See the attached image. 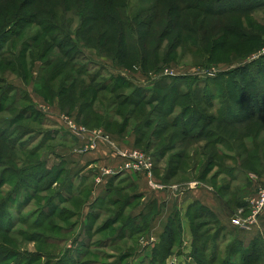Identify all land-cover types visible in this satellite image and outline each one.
I'll use <instances>...</instances> for the list:
<instances>
[{"label": "rangeland", "instance_id": "obj_1", "mask_svg": "<svg viewBox=\"0 0 264 264\" xmlns=\"http://www.w3.org/2000/svg\"><path fill=\"white\" fill-rule=\"evenodd\" d=\"M23 1L20 0V3H23ZM255 1L128 0V5H123L120 12L127 17H131L134 22V19H137L133 27L137 35L133 38L132 43L135 47L141 45V49H137V53L146 52L149 55L153 54L154 57L149 60L150 65L155 59L160 61L159 66L153 69V71L151 68L143 66V61L138 55L134 58L138 59L141 64L129 65L127 62L128 58L119 61L113 57L117 55L114 50V45L102 44L97 41L94 45L89 46L86 44L89 37L85 38L86 40H83L84 42H79V38L76 37L77 29L81 21L76 11H69L68 17L66 16L67 20L64 19V22L71 24L69 29L73 33L77 46V50L73 53V56L77 57V59L72 63V67H75L76 71L84 70L89 72L84 76H79L77 86H81V88L77 87L74 89V102L68 104L60 89L63 84L64 86L71 85L70 93L74 85L67 81L66 76L55 80L50 87H47L45 84L43 85V80L40 85L38 84L40 76L46 79L48 73L56 66V61H52L51 59H48V61H40L38 55L30 61L27 56L23 60L24 63L20 62L21 70L19 71L15 68L9 75H5L7 69L0 63V73L1 75L4 74L6 81H8L5 85L0 83V99L4 93V91L1 92V89H6L10 86L18 89L16 92H12L11 100L5 101L4 111L0 113V128L4 129V135L1 138L6 152V156L4 157L6 164L0 167V183L2 182V189L5 194L9 195L11 192H16L17 194L16 200H11L13 229L9 234L1 233L0 244H4L8 250L11 248L14 249L15 253L20 254L17 260L11 258L6 261L7 264H142L146 259L145 257H151L153 247L157 243V241H151V236H154L151 232V227L148 230L149 238L148 236L142 235L141 238L136 237L133 240L120 239L117 241H114L113 235L117 233L118 229L108 239L109 234L95 236V229H91L98 228V226H95L94 222L89 221V227H86L84 213L86 215L90 210V205L95 202L92 199V193L95 189L93 185L95 182H93L91 177L86 178V182L84 183H80L79 181L74 183L78 190L80 189L85 192V196L75 198L72 202H68V198L63 199L69 193V184L65 183L68 174H70L69 170H64L65 172L56 184L57 188L55 190L47 191L50 185H52L51 183L60 176L61 168L66 167V163L57 162L54 159L56 153L60 151L67 154L77 153L78 155L73 158L79 161V164L84 165L90 159L88 158L90 153H84L85 150L102 144L100 140H103L101 141L103 143H108V139L120 141L117 143L120 147L117 146L119 149L116 152L119 156L123 157L122 155L127 154L122 150L131 149L130 144L132 142L130 143L129 141L134 139L132 144L134 152L141 153L151 163L150 170H148L151 174L149 178L159 184L158 186H176L179 190H184V187L189 182L191 184L195 182L197 185L201 184L209 188L216 197L217 195L211 185L215 188L226 186L229 190L227 194H224L226 198L229 197L232 202H237L238 200L244 201L249 206L250 201L255 197L257 192L264 188V176L259 177L251 173L243 174L239 168L237 152L240 153L242 151L243 145L247 143L251 144L250 139H243L241 142H238L236 138H230L232 134H225L232 141V145H230V148L234 151L232 153L228 150L224 132L216 130L218 131L216 133L212 127L205 130L204 134L209 133L211 135L207 139L199 138L183 143L184 139L179 130H167L165 132L162 130L164 126H168L167 120L170 119L172 121L174 118L176 119V116L181 112L180 108H176V116H169V118L167 116L164 119L161 116L162 108L159 103H153L151 106H146L145 103L154 99H151V97L157 96L155 89L157 82L159 84L160 80L169 77L177 78V83L184 81L186 84H184V89L187 91L193 78H198L199 82L197 83V87L198 89H202L206 86L207 82L218 76H223L222 83L225 80L228 82L231 81L234 78L233 72L240 71L244 67L251 66L250 71L247 70L248 73L256 75L255 73L258 67L254 66L253 63L263 61L262 63L264 64V4L262 5L260 3L258 6L256 4L252 5ZM259 1L262 2L264 0ZM241 3L246 6L252 5L253 8L246 9L242 13L227 11L220 13L214 11L219 7L225 9L232 7L234 4L240 5ZM185 4H188V6H196L198 4L199 7H208V12H213L217 15H204L205 13L202 10L199 11L198 9L190 7L184 8ZM204 9L207 10V8ZM181 10H189L187 13L197 16V21L199 22L198 24L194 19L189 21V24H187L188 29L182 33L183 37L181 41L174 42L177 39L174 41L170 39V36L165 33V27L155 28V31L149 37H141L138 25L140 22L149 18L150 15H156L159 19L156 27L162 24L164 17H168V14H172L170 20L176 25L179 23L175 22L174 19L179 14H182ZM37 19L34 18L32 21ZM166 20L163 22L164 26ZM203 22H206L204 24L206 27L209 26L207 30H205V26H203L205 28H201ZM179 25L183 26V24ZM230 26L239 27L242 30L250 31L259 36L253 37L251 41L246 42H244V39L241 41L236 40L235 37L230 35ZM191 29L199 31L200 34H203V31L205 34L206 31H209L210 36L224 32H228V34H225L222 39H215L216 51H214L213 58L204 60L203 56L199 58L198 53L189 50V48H198L201 44L197 36L193 35L194 32L193 34L190 33L192 31ZM179 32L176 29L173 36H178ZM39 35L40 31L35 25L29 28L27 32H24V35H21L19 39L9 40L6 35V37L4 36V40L1 38L0 51L3 49V53H9L11 45L21 46L25 42L29 43L24 41L26 36L28 38L35 37L39 39ZM45 37L47 36H42L39 43H42ZM93 42L91 41V43ZM177 45L181 46L178 47ZM202 46L204 45L201 44ZM157 47L160 49H156ZM172 47H177V49L170 51ZM131 60L132 63H135L134 59ZM47 64L50 65L47 66ZM262 73L264 74L263 71ZM228 74H230V77L227 76ZM95 79L97 80L96 83H94ZM82 84L92 87L100 84H109V89L116 92L113 96L115 99L113 98L111 103H108L107 100L103 103V106L109 111L103 112L101 114L102 117L97 114L95 116L97 123L94 126L84 125L85 113L90 111V109L86 110L85 107L86 104L94 102L93 108L98 111L99 102L90 100L92 94L91 96L89 92L85 94ZM208 84L211 85V83ZM257 85L260 87L255 86L258 88V93L255 96L264 95V75L263 77L257 76ZM179 98V102L185 104H189V100L191 102L195 101L201 107L200 111L206 116L212 115L213 117V115H217L219 117L217 114L218 111L207 107V101L200 94H197V97L192 95L186 97L184 95L183 97L179 96ZM218 99L220 102L224 99V92L217 95V102ZM15 101L17 104L11 110H8ZM115 102L118 105L117 107L114 106ZM257 104V101H253L251 110H255L260 114V109L255 106ZM122 105L124 107L120 108ZM113 109H118L119 111ZM115 113H121L122 116ZM131 113L135 114L133 125L129 121L131 119ZM98 116L106 120V126H102V122ZM147 118L153 124L150 129H147V135L141 140L142 142L135 146L138 133H135L134 125H137V123L145 125ZM180 123H184L183 120H180ZM202 124L204 123L200 121L199 128ZM175 133L177 134V138L170 142L168 137ZM242 133H244V136L250 134L246 130ZM5 134L7 136L12 135V137L8 138ZM154 135L157 136L153 140L162 142V147L170 146L168 148L170 150L169 154L165 152L161 155L164 156L167 154L166 159H163V161H159L161 156H158L161 148L154 147V149L149 150L150 146L147 140L154 137ZM89 137L92 140L89 142L90 144L87 141L85 142V139H89ZM260 138L263 141L264 135H261ZM11 141L16 144L17 150H12L11 147L5 146ZM215 141L218 144L214 147L219 151L220 156L212 158L208 153L213 148L209 146L205 149V143L209 144ZM79 142L82 143L81 147ZM93 142H95L94 145ZM33 151H37L34 156L32 155ZM195 152L197 155L194 154ZM175 153H180L184 159L179 160L182 168H179V170H181L182 175L177 179H173L171 182L162 183L163 176L165 177L170 170L168 164L170 162L169 159L173 158ZM209 158L212 160H209ZM45 161H47V165H45ZM55 164L59 165L58 169L54 168L53 165ZM247 164L253 168V163L250 162ZM91 168L88 167L90 173L92 171ZM123 170L132 169L126 166ZM205 172L208 173L204 177L203 173L205 174ZM261 172L263 173L264 171ZM184 174L186 176H183ZM121 175L124 174H118L116 177L119 178ZM215 175L217 176L212 183L211 180ZM202 178H204L203 181ZM55 191H63V195L61 194L63 198L56 199ZM121 193L129 195L128 191ZM144 193L147 196L149 195V193ZM94 199H96L95 196ZM217 199L220 201L218 197ZM69 200H72V198ZM140 203L141 198L135 199L133 205L126 210V214L140 206ZM168 203L172 204L171 201L163 204L168 205ZM163 204L162 206H164ZM220 204L228 216V222L226 224L221 221L223 223L221 225L224 226L223 232L220 231V226L216 224V219L202 209H200V211H203L202 219L196 220L193 225L196 228L197 224L202 225L199 229L202 235L200 242L203 243L206 238L210 239L211 242L208 250H211L213 246L217 247V244H219L222 248L221 254L224 252L226 255L235 246L241 253H244L255 239L262 241L264 246V221L250 231H242L240 228L231 224V219L238 215L235 205H233V208H236L234 211L229 207L228 211L224 203L220 201ZM118 209L108 207L103 211L101 210L99 213H102V217L98 225L100 224L99 226H102L104 221L112 217L113 213ZM198 209L196 208L195 211ZM54 213L56 215L53 217L52 215ZM71 214H74L75 217L71 216ZM262 220H264V216ZM77 222L80 225L75 229L73 226ZM219 231L221 232L220 238L213 241V236ZM184 244L185 242L183 243V248L181 245H177L179 247H176L175 255L168 259L166 264H194L190 258L194 249L193 242L191 247H188L189 244L186 246ZM186 248H191V251L188 253L184 250ZM126 254L128 256L123 257ZM211 255H216V253L212 252L210 253ZM218 255L221 257L220 254Z\"/></svg>", "mask_w": 264, "mask_h": 264}, {"label": "trees", "instance_id": "obj_2", "mask_svg": "<svg viewBox=\"0 0 264 264\" xmlns=\"http://www.w3.org/2000/svg\"><path fill=\"white\" fill-rule=\"evenodd\" d=\"M128 3V0H24L23 3H20V0H0V42L2 41L1 38L4 40V36L6 37V35L9 40L19 39L21 35H24V32H27V30L29 28H32V26L34 25L37 26L38 30L40 31V38H42V36L44 35L47 36L45 37V39H43L42 43H39L40 38H28V36H26L24 41H27L29 43L25 42L21 46L11 45L9 48L10 52L6 54L3 53L2 49L0 51V63L7 69L5 75H9V73L13 72L15 68L20 71V65L21 63H24L23 60L27 56L30 61H32V59H35L37 55L40 61H48V59H51L52 61H56V66L48 73L46 79L41 78L40 76L38 84L40 85L41 81L43 80V85L45 84L47 85V87H50L55 80L66 76L67 81L69 83L71 82L74 86L72 87L69 93L71 85L64 86L63 84L60 91L62 95L65 96L67 104L74 102L75 94L73 93V91L77 87L81 88V86H77L79 83V81L77 80L79 76H84L85 74H88L89 71H76L75 67H72V63L77 59V57L73 56V53L77 50V46L73 37V33L71 29H69L71 24H67V22H64L66 16L68 17L69 15V11H76V13L79 15V20L81 21V23L79 24V28L77 29L76 37L79 38V42H84L83 40H86L85 38L89 37L88 42H86V44L89 46L94 45V43H96L97 41L98 43L102 44L114 45V50L117 55L113 57H115L119 61H123L125 58H128L127 62L129 63V65L141 64L138 59L134 58L138 55L143 61V66L149 67L153 71V69L159 66L160 61L158 59H155L150 65L149 60L154 57L153 54L149 55L146 52L137 53V49H141V45L135 47V45L132 43L133 38L137 35V32L133 29V27L135 26V22H137V19H134V22L131 17H127L126 15L120 12L122 6L125 4L128 5ZM260 3L263 5L264 1L260 2L259 0H256L252 5L256 4L258 6L260 5ZM252 5L246 6L243 3H241L240 5L234 4L232 7H228L225 9L219 7L214 11L220 13L224 11L242 13L246 9L248 10L250 8H253ZM189 7L198 9L199 11L202 10V12L205 13L204 15L207 16L217 15L216 13L208 12V7H199L198 4L196 6H188V4H185L184 8ZM204 8H207V10H205ZM181 11L182 14H179L174 19V21L179 24H183V26H180L179 24L175 25V23L170 20V16L172 14H168V17H164L162 24L156 27V23L159 19L156 17V15H150L149 18L140 22L138 25L141 37H149L152 35L151 33L155 31V28L165 27V33L170 36V39H172L173 41L177 39L174 42L181 41L183 37L182 33L187 31V24H189V21L191 19L197 21V16L187 13V11L189 10ZM34 18L38 19L32 21V19ZM165 19L167 20L164 26L163 22L165 21ZM204 24H206V22H203L201 28L206 27V25ZM208 28L209 26H207L205 30H207ZM176 29H178L180 32L178 36L175 35L174 37L173 34H175ZM191 30L192 31H190V33L193 34L194 32L193 35L197 36L199 42L204 46L201 47L200 44V47L189 48V50L193 51L194 53H198L199 58L200 56H203L204 60H206L207 58H213L214 51H216L215 39H222L224 38L225 34H228V32H224L216 33V35L210 36L209 31H206V34L204 31L203 34H200L199 31H194L193 29ZM229 31L230 35L232 37H235L236 40L241 41L244 39V42L251 41L253 37L259 36L258 34H254L250 31L242 30L239 27L230 26ZM91 41L94 42L91 43ZM180 46L181 45H179L178 47ZM156 49L160 48L157 47ZM175 49H177V47H172L170 51H175ZM131 59H134L135 63H132ZM262 62L263 61H256L255 63H253L254 66L258 67L255 74L259 77H263L264 75L262 73V71L264 72V64ZM49 65L50 64H47V66ZM250 69L251 66L244 67L240 71L233 72L234 78L229 82L225 80L222 83L223 76H218L215 79L207 82L206 86L202 89H198L197 87V83L199 82L198 78H193L191 80V85H189V87L187 88V91L184 89V86L186 85L184 81L177 83L178 79L175 77L162 79L160 80L159 84L157 82V86L155 88L157 91V96L151 97V99H154L149 102H146L145 105L151 106L153 103H159L162 108L161 116L164 119L167 116L168 118L169 116H176V108H180L181 112L176 116V119L174 118L172 121H170V119L167 120L168 126H164L162 130L164 132L167 130H179L181 132L179 133L184 139L183 143H185V141H193L199 138L207 139L211 135L209 133L204 134L205 130L212 127L214 128L216 133H218V131L216 130H221L224 132V135L227 133L232 134L230 138H236L238 142H241L243 139H250L251 144L247 143L243 145L242 151H240V153L237 152L239 168L243 174L251 173L259 177H263L264 172L262 173L261 171H264V140L262 141L260 137L261 135H264V95L255 96L258 93V88L255 87L258 86L257 76L248 73L247 70L250 71ZM5 75H1L0 73V83L4 85L8 83V81H6V78L4 77ZM227 76L230 77V74H228ZM96 82L97 80L95 79L94 83ZM208 83H211V85ZM83 87L85 94H87V92L90 93V96L92 94L90 100L100 103H98V111L93 108L94 102L86 104L85 107L86 110L90 109V111L88 113H85V121H83L84 125L94 126L97 123V119L95 116L99 114L102 117L101 114L103 112L109 111L103 106V103L106 102V100L108 101V103H111L114 98L113 96L116 94V92L114 90L109 89V84H100L95 87H92L90 85H83ZM17 90L18 89L14 86H10L6 89H1V92L4 91V93L2 94L0 99V113L4 111L5 101L11 100L12 92H16ZM222 92H224V99L221 102L218 99L217 102V95L221 94ZM197 94H200L205 98L204 100L207 101V107L218 111L217 114L219 115V117L217 115H213V117L212 115H204V113L200 111L201 107L197 103H195V101L191 102L189 100V104L179 102V96L183 97L185 95L186 97H188L192 95L197 97ZM253 101H257L258 104L255 106L260 109V114H258V112H256L255 110H251V105ZM16 104V101L13 102L12 107L8 108V110H11V108H13V106H15ZM114 106H118L116 102ZM123 107L124 105H122L120 108ZM113 110L119 111L118 109ZM115 114L122 116L121 113ZM134 115L135 114L131 113V119H129V121L132 122V125L134 124ZM101 117L98 116V118H100V121L102 122V126H106V120ZM140 117L142 116L140 115ZM180 120H183L184 123H180ZM200 121H202L204 124H202L199 128ZM152 124L153 123H150L147 118L145 125H142V123H137V125H134V130H136L135 133H138L137 139L135 141V146L142 142L141 140H143V138L147 135V129H150ZM241 129L243 131H249L250 134L244 136V133H242L243 131ZM3 130V128H0V167L6 164L4 162V160H6L4 158L6 156V152L4 150V143L1 138L4 135ZM155 136L157 135H154V137H151L147 140V143L150 146L149 150L154 149V147L161 148V152L158 155L159 157L162 155V153L165 152L169 154L170 150H168V148L170 146H167L165 148L162 147V142L153 140ZM7 137L11 138L12 135H8ZM176 138V133L168 137L170 142H172ZM226 142L228 150L233 153V149L230 148V145H232V141L228 137H226ZM205 144V149H207L209 146L213 148L208 153L210 154V157L215 158L220 156L219 151L214 147L218 144V142L215 141L210 142L209 144ZM5 146L11 147L12 150H17L16 144L13 141H11L8 145ZM36 152L33 151L32 155L34 156ZM167 154L161 156L159 161H163V159H166ZM194 154L197 155L196 152ZM181 159H183V157L180 153H175L173 155V158L169 159L170 162H168V164L170 166V170L168 174L165 175V177L163 176V181H161L162 183L171 182L173 181V179H177L179 176L182 175L181 170H179V168H181V163L179 162V160ZM209 160L212 159L209 158ZM250 162L254 164L253 168L247 164ZM45 165H47L46 161ZM58 166L59 165H55L54 168L58 169ZM64 170H66L65 167L61 168L60 176L57 177V179L51 183L52 185H50V188L47 191L53 189L55 190L57 188L56 184L60 180L62 174L65 172ZM207 173H203L204 177L207 175ZM183 176H186V174H184ZM216 176L217 175H215L212 180L210 179L212 183ZM203 179L204 178H202V181ZM65 183L69 184V193L67 194L68 196L63 198L61 196V194L63 195V191H55L56 199L68 198L67 201L72 202L75 198L85 196V192L83 190H78V188L75 187L74 183L76 182L74 181V178L70 176V174H68ZM2 186L3 185L1 182L0 235H2L1 233L9 234L13 229V220L11 219V200H16L17 197L16 192H11L9 193V195L5 194V192H3ZM211 186L213 187V190L219 200L224 203V206L227 210L228 207L232 208L233 211L237 208L236 213L239 210H244V213H247L248 203H244V201L240 200H238L237 202H232L230 201L229 197H225L224 194H227L229 192L226 186H221L219 188H215L213 185ZM121 189L122 187L119 188L118 185L113 188H108L104 195L106 199L101 201H95L90 205V210L87 212V214L85 215L84 213V222L85 224H87V228L89 227V221L94 222V225L98 226V228L91 229H95V236L109 234L108 239H110L111 235L114 234L117 229V233L113 235L114 241L120 239L133 240L136 237L141 238L142 235H148V230H150L152 221L157 213L155 209V204L153 205V203H151L147 207V209L145 208V211L139 216L131 217L130 212H127L128 214H126V210H128V208L133 205L135 197L122 194ZM71 198L72 200H69ZM233 205H235L236 208H233ZM108 207L119 209L116 211L117 213H113L112 217H109L107 221H104L102 226H99L100 224L98 225V222L102 217V213L99 212H101V210H105ZM196 208L199 209L195 211ZM200 209L208 212L209 215L213 216L216 219L215 222L217 225L220 226L221 232H223L224 228V226L221 225L222 223L217 218V216L210 209L203 207L199 202H194L189 207L188 212L186 213V217L190 222L193 237L194 249L190 258L194 262V264H264V246L262 241H259L258 239L253 240L244 253H241V251H239L235 246L231 248L226 255L224 252L221 254L222 248L219 246V244H217V247L213 246L211 250H208V246L211 240L206 238L203 243L200 242L202 239V235L199 232V229L202 227V225L197 224V228L195 226L193 227L194 222L196 220H200V218L202 219L201 216L203 215V211H200ZM55 215L56 214L54 213L52 216L54 217ZM71 216L75 217L74 214H71ZM263 216L261 217V219L263 218ZM79 225L80 224L78 222L74 223L73 228L76 229L79 227ZM220 231L213 236V241H216L220 238ZM182 233V215L179 211H174L169 217V220L164 229V232L160 237L159 242L156 243L153 247L151 257H145L146 259L142 262V264H166L168 259L175 255V249L179 247L177 245L182 246ZM126 235L128 236L126 237ZM222 243L224 244V242ZM212 252L216 253V255L210 256V253ZM218 254H220L221 257ZM18 256H20V254L15 253L14 249L10 248V250H8V248L4 246V244H0V264H7L6 261L11 258H15V260H17ZM127 256V254L123 255V257Z\"/></svg>", "mask_w": 264, "mask_h": 264}, {"label": "crops", "instance_id": "obj_3", "mask_svg": "<svg viewBox=\"0 0 264 264\" xmlns=\"http://www.w3.org/2000/svg\"><path fill=\"white\" fill-rule=\"evenodd\" d=\"M84 139V138H83ZM89 140V141H88ZM108 143H103L100 140V145L96 147H91V149L87 148L84 153H90L88 162L84 165L79 164V161H76L75 158L77 153H62L61 151L59 153H56V156L54 159L57 162H64L66 163V170L70 171V175L72 178H74V181L77 183L78 181L80 183L86 182V178L91 177L93 179L94 183V191L92 193V199L94 201L98 200H104L106 197H104L106 191L108 188L116 187L117 185L119 188L122 187V192H129V196L137 198H141V209L140 206H138V210L132 209L130 212L131 217H136L141 214V212L145 208L149 206L148 204L153 203L155 204V209L157 211L152 224H151V232L154 236H151V241H158L160 240V237L162 233L164 232V229L167 225V222L169 220V217L173 213V211H179L182 215V219L184 221V228H183V243L185 242L184 246L189 244L188 247H191L193 242L190 222L188 218L186 217V213L188 212L189 207L194 202H199L204 207L210 209L217 218L222 221L224 224L228 222V216L226 215V212L222 205L220 204V201H218L215 194L206 186H203L201 184H195L193 182H189L186 187H184V190H179L176 186H158L154 180H150V172L148 170H142V171H132V170H123L126 166L130 164V161L128 158H124L119 156V154L116 152L118 151L119 146L117 143L120 141H115L108 139ZM89 143L91 138L85 139V142ZM116 142V143H113ZM130 143L134 142V139H131L129 141ZM80 143V147L82 146V143ZM90 144V143H89ZM127 150H122L125 154H130L134 152V147ZM87 147V146H85ZM120 147V146H119ZM79 151V149H78ZM75 154V155H74ZM47 163V161H46ZM93 163H95L93 165ZM56 165V164H55ZM53 165V166H55ZM58 165V164H57ZM52 166V167H53ZM88 167L91 168L88 170ZM78 168V169H75ZM123 173L124 175H121L119 178L116 176L118 174ZM95 174V175H94ZM124 178V179H122ZM85 180V181H83ZM83 181V182H82ZM96 186V187H95ZM144 192L149 193L147 196ZM91 194V193H90ZM94 196L96 199H94ZM106 201V200H105ZM172 202V204L164 205L163 203L166 202ZM174 201H176L174 203ZM162 204L164 206H162ZM177 208V209H176ZM143 211V212H144ZM262 220L259 222V224L262 223ZM222 223V224H223ZM148 236V235H147ZM150 236H148L149 238ZM183 248V244H182ZM188 253L191 251V248L184 249Z\"/></svg>", "mask_w": 264, "mask_h": 264}, {"label": "built area", "instance_id": "obj_4", "mask_svg": "<svg viewBox=\"0 0 264 264\" xmlns=\"http://www.w3.org/2000/svg\"><path fill=\"white\" fill-rule=\"evenodd\" d=\"M95 142H93L94 145ZM130 159L128 168L134 171L150 170L151 163L139 152L130 155H122ZM264 214V188L260 189L257 195L250 201L247 213L239 210L238 215L231 219V224L242 231H250L256 227Z\"/></svg>", "mask_w": 264, "mask_h": 264}]
</instances>
